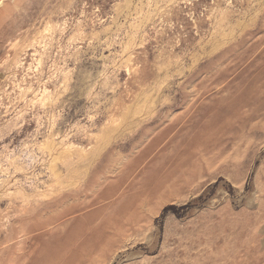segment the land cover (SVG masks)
Instances as JSON below:
<instances>
[{"label": "rangeland", "instance_id": "374dc122", "mask_svg": "<svg viewBox=\"0 0 264 264\" xmlns=\"http://www.w3.org/2000/svg\"><path fill=\"white\" fill-rule=\"evenodd\" d=\"M0 264H264V0H0Z\"/></svg>", "mask_w": 264, "mask_h": 264}]
</instances>
